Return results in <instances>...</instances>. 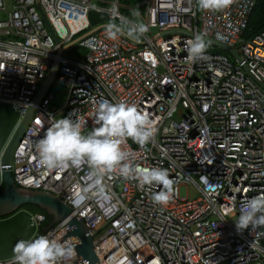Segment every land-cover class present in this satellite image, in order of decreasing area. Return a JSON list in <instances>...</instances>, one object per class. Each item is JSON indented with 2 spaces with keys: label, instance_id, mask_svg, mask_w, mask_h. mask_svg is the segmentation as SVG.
I'll return each mask as SVG.
<instances>
[{
  "label": "built area",
  "instance_id": "1",
  "mask_svg": "<svg viewBox=\"0 0 264 264\" xmlns=\"http://www.w3.org/2000/svg\"><path fill=\"white\" fill-rule=\"evenodd\" d=\"M255 3L233 0L222 11H206L197 0H0V102L14 105L21 118L34 108L7 166L18 186L53 192L72 207L94 235L99 264H264V228L238 232L235 225L242 202L264 195V29L243 38ZM92 11L110 21L115 15L117 24L137 20L148 31L113 40L104 26L75 44L84 56L67 55L72 46L60 54L98 26ZM196 34L213 44L192 63L186 48ZM55 62L66 99L54 110L53 94L39 104L35 98ZM104 99L136 104L156 122L147 144L128 138L124 147L136 164L168 169L177 194L167 205L152 201L159 186L109 174L103 194L94 190L77 206L75 193L89 183L87 163L40 165L35 145L47 128L76 115L91 131ZM202 177L222 187L207 192ZM188 184L197 198L181 196ZM33 216L40 229L46 215ZM66 226L68 219L44 235L72 239ZM58 264L86 262L75 254Z\"/></svg>",
  "mask_w": 264,
  "mask_h": 264
},
{
  "label": "clouds",
  "instance_id": "2",
  "mask_svg": "<svg viewBox=\"0 0 264 264\" xmlns=\"http://www.w3.org/2000/svg\"><path fill=\"white\" fill-rule=\"evenodd\" d=\"M233 0H197L199 9L222 11ZM137 15H139L137 13ZM117 17L105 25L106 35L117 39L119 34H128L139 38L148 31V26L137 20L124 19L115 23ZM206 34H196L187 41L188 60L196 63L206 58L209 41ZM61 85V84H60ZM95 127L85 133L86 120L75 115L64 116L55 120L42 138L36 143L40 165L49 170L63 168L67 164L80 167L87 163L89 183L75 193L74 205H80L95 190L103 194L102 181L106 175L116 174L125 179L138 181L140 187L157 185L160 190L152 194V201L167 205L177 194L175 180L168 169L152 166L142 167L135 163L134 154L124 147L128 138L145 145L157 131L156 122L147 111L139 109L136 104L126 101L113 103L101 100L95 108ZM205 191L215 193L222 185L202 177ZM34 214V213H33ZM237 231L251 226L252 231L264 228V195L245 199L235 222ZM72 230L66 226V231ZM79 241L53 238L39 235L35 239H19L13 247V264H58L63 258L75 255Z\"/></svg>",
  "mask_w": 264,
  "mask_h": 264
},
{
  "label": "water",
  "instance_id": "3",
  "mask_svg": "<svg viewBox=\"0 0 264 264\" xmlns=\"http://www.w3.org/2000/svg\"><path fill=\"white\" fill-rule=\"evenodd\" d=\"M106 24L108 23L98 25L66 44L62 47L60 54L64 49L75 45L81 38ZM209 43L212 42L209 41ZM223 48L227 49L226 46ZM57 70L58 62H55L35 98V104H39L48 92L55 80ZM56 82L59 83L58 80ZM33 112L34 108L21 118L19 110L14 105L0 102V184H3L0 189V261L13 258V247L19 239H34L39 233L44 235L59 221L68 219V227L72 230L67 232V236L79 241L75 247L76 257L85 261L86 264H99L101 258L95 252L94 235L83 224L81 218L71 215L72 207L53 192L18 186L7 166L11 163L13 151ZM24 204H35L41 207L52 216V220L42 230L38 229L33 213L20 208Z\"/></svg>",
  "mask_w": 264,
  "mask_h": 264
},
{
  "label": "trees",
  "instance_id": "4",
  "mask_svg": "<svg viewBox=\"0 0 264 264\" xmlns=\"http://www.w3.org/2000/svg\"><path fill=\"white\" fill-rule=\"evenodd\" d=\"M123 1L128 4H132L133 2H140L142 0H123ZM141 9H143V7H141ZM125 11H127V9H125ZM90 20H91L92 25H99V24L107 23L111 19L108 18V16L104 13H98V12L92 11L90 14ZM263 29H264V0H256L254 10L251 14L248 26L243 34V38L253 39L256 36V34L261 32ZM216 52L222 53V54H228L227 50L221 49L219 47H216ZM85 53H86V49L79 45L72 46L68 50V52H66L67 55L80 56V57L84 56ZM2 187H3V184L1 183L0 189ZM20 208L27 209L34 214L44 213L46 215V220L42 224L40 230L45 228L52 220V216L46 210L42 209L41 207L35 204H24ZM39 235L40 233L36 237H38Z\"/></svg>",
  "mask_w": 264,
  "mask_h": 264
},
{
  "label": "rangeland",
  "instance_id": "5",
  "mask_svg": "<svg viewBox=\"0 0 264 264\" xmlns=\"http://www.w3.org/2000/svg\"><path fill=\"white\" fill-rule=\"evenodd\" d=\"M50 94L54 95V99L51 104L52 109L55 110L58 108H62L66 99V90L63 88L62 85L57 83L56 80L53 81L48 90V95ZM180 194L182 197L188 198H197V196L199 195L197 187L195 185L189 184L181 186Z\"/></svg>",
  "mask_w": 264,
  "mask_h": 264
},
{
  "label": "crops",
  "instance_id": "6",
  "mask_svg": "<svg viewBox=\"0 0 264 264\" xmlns=\"http://www.w3.org/2000/svg\"><path fill=\"white\" fill-rule=\"evenodd\" d=\"M110 21H108L107 23H109ZM115 23H116V21H115Z\"/></svg>",
  "mask_w": 264,
  "mask_h": 264
},
{
  "label": "flooded vegetation",
  "instance_id": "7",
  "mask_svg": "<svg viewBox=\"0 0 264 264\" xmlns=\"http://www.w3.org/2000/svg\"><path fill=\"white\" fill-rule=\"evenodd\" d=\"M37 214V213H36Z\"/></svg>",
  "mask_w": 264,
  "mask_h": 264
}]
</instances>
